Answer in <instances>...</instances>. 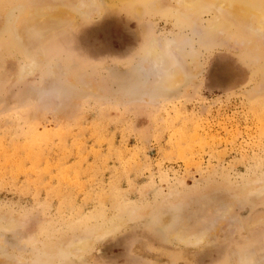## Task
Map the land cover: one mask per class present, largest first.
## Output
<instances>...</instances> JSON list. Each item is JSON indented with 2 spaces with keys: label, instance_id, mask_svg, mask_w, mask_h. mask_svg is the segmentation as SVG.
<instances>
[{
  "label": "rangeland",
  "instance_id": "rangeland-1",
  "mask_svg": "<svg viewBox=\"0 0 264 264\" xmlns=\"http://www.w3.org/2000/svg\"><path fill=\"white\" fill-rule=\"evenodd\" d=\"M175 6L0 0L3 264H264V54Z\"/></svg>",
  "mask_w": 264,
  "mask_h": 264
},
{
  "label": "bare ground",
  "instance_id": "bare-ground-1",
  "mask_svg": "<svg viewBox=\"0 0 264 264\" xmlns=\"http://www.w3.org/2000/svg\"><path fill=\"white\" fill-rule=\"evenodd\" d=\"M144 1H146V3L149 2V0H144ZM150 1L156 4L160 3V0H150ZM171 1L175 3L176 5L175 9L177 11H180L182 13L181 15L185 14L186 16L191 17L193 19H200L203 13H206L207 11L210 10H214L216 15L215 20L212 23V28L214 30H221L224 32H228L229 34L238 37L240 40L248 41L250 42L251 45L249 46V48H255L256 50L259 51V54L260 53L264 54L263 46L256 43H251L250 41V38L254 39L253 34L258 35L259 37L264 36V0H171ZM34 11L31 10V15L32 14L34 15ZM47 25L49 24L47 23ZM27 31L28 30H26V32ZM30 34L34 42L37 41L40 35L37 33L35 28H31ZM152 55L155 56V58H158L160 61L165 60L164 53L160 52L157 48L154 50V52H152ZM171 73H172L171 80L174 81L180 80L181 75L178 70L177 71L175 70L174 72ZM191 236L193 235L191 234ZM81 248H85V247H81ZM0 263L3 264L5 263V261H3L2 259Z\"/></svg>",
  "mask_w": 264,
  "mask_h": 264
}]
</instances>
